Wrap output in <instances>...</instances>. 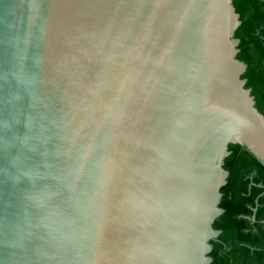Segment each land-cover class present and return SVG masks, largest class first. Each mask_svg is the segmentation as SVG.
<instances>
[{
	"label": "water",
	"instance_id": "95a60500",
	"mask_svg": "<svg viewBox=\"0 0 264 264\" xmlns=\"http://www.w3.org/2000/svg\"><path fill=\"white\" fill-rule=\"evenodd\" d=\"M234 0H0V264H209L229 144L264 164Z\"/></svg>",
	"mask_w": 264,
	"mask_h": 264
},
{
	"label": "trees",
	"instance_id": "16d2710c",
	"mask_svg": "<svg viewBox=\"0 0 264 264\" xmlns=\"http://www.w3.org/2000/svg\"><path fill=\"white\" fill-rule=\"evenodd\" d=\"M240 25L237 58L246 64L242 79L264 114V0H234ZM228 172L213 227L209 264H264V164L245 146L229 144Z\"/></svg>",
	"mask_w": 264,
	"mask_h": 264
}]
</instances>
